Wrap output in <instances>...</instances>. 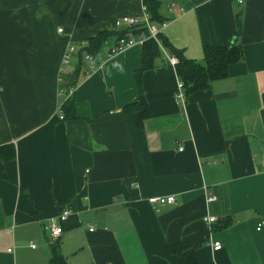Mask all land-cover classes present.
<instances>
[{"label":"crops","instance_id":"0c3cea01","mask_svg":"<svg viewBox=\"0 0 264 264\" xmlns=\"http://www.w3.org/2000/svg\"><path fill=\"white\" fill-rule=\"evenodd\" d=\"M164 2L162 32L185 57L242 48L226 77L182 100L163 52L141 71V44L108 56L114 36L76 75V54L60 70L69 42L127 28L117 21L140 18L141 0H0V148L14 152L0 150V264H48L51 243L66 264H178L175 242L199 264H264V0ZM72 85L79 117L60 118L58 90ZM134 102L150 113L140 124L124 111Z\"/></svg>","mask_w":264,"mask_h":264},{"label":"trees","instance_id":"16d2710c","mask_svg":"<svg viewBox=\"0 0 264 264\" xmlns=\"http://www.w3.org/2000/svg\"><path fill=\"white\" fill-rule=\"evenodd\" d=\"M141 1L144 11L148 15L151 23L160 25L165 21V19L159 14V0ZM190 1L191 4L195 5L204 0ZM127 26L128 27L125 29H118L116 31L97 30L91 36L87 37V45L79 48L76 53L75 57L77 58V63L74 67L73 74L76 75L79 71L83 54L88 53L92 57L96 56L100 47L109 37L114 36L116 42L123 36H136L139 33L148 35L147 27L142 22H139L134 26ZM157 41L149 38L141 44L140 70L143 71L152 68L154 66V60L161 55V47L166 49L168 53L177 58L175 70L178 78L183 81V86L185 88L184 94L207 89L210 82L226 77L229 74L230 66L242 59V48L235 42L227 45H204L202 47L203 63H200L194 59L185 57L181 50L170 45L163 32L157 34ZM73 95L74 94L64 100L60 105L62 118L79 117L77 112L78 106H76ZM132 110H137L138 112V124H140L143 119L148 118L150 114L148 107L144 106L142 103L134 102L124 107V111L126 112ZM8 149H12L9 157H13V147L8 145L0 148V150L6 151ZM228 222V220H224V222L222 221L221 223L225 225ZM48 247L51 254L48 259V264H66L63 257L58 252L56 243H51ZM168 251L170 254L177 257L178 264H199L196 257L195 247L183 246L180 242H175L168 245Z\"/></svg>","mask_w":264,"mask_h":264},{"label":"built area","instance_id":"2783aa9c","mask_svg":"<svg viewBox=\"0 0 264 264\" xmlns=\"http://www.w3.org/2000/svg\"><path fill=\"white\" fill-rule=\"evenodd\" d=\"M237 3L241 4L243 3V0H236ZM139 22H142L146 25L147 30H148V35H144V34H138L136 36H123L120 37L112 46L109 47L108 49V56L109 55H114L116 53H119L125 49H127L128 47L134 45V44H142L145 40L152 38L155 41H157V34L162 32V30L165 28L166 23L162 22L160 25H156L153 24L149 21V17L148 15L145 13V11L143 10V13L141 15L140 18H137L136 16H122L119 18V20L117 21V24L119 23H124L130 26H134L136 24H138ZM57 32L60 33L62 32V28H58ZM158 42V41H157ZM87 45V41H81V43L78 45L75 42L71 41L67 44L62 58H61V66H60V70L64 71L66 69V67L70 64V62L73 60L75 54L77 53V49L80 47H85ZM162 52L164 57L167 59L168 63L175 66V64L177 63V58L171 56L170 54H168L162 47ZM84 58L88 61L92 60V56L88 53L84 54ZM184 86H183V81L178 79L177 83H176V95L179 99H183L185 97L184 94V90H183ZM74 86H70L67 88H63V89H59L58 90V94L61 95L64 100H66L67 98L71 97L72 94L74 93ZM62 103V102H61ZM60 103V105H61ZM60 105L57 108V112L59 114V117L62 118V114H61V110H60ZM182 148L180 147L179 150H181ZM262 164L264 166V150L262 151ZM207 201H214L215 200V196L213 194L208 193L207 194ZM147 202L149 204H172L174 202V197L172 195H168V196H149L147 198ZM69 211L68 210H62L57 218L55 220H51V222L46 225L44 228L49 229L50 230V234L52 237H56L58 235L61 234L62 232V227L60 225L61 222H63L66 217L68 216ZM205 222H207L208 224H211L213 222H216V219L213 216H206L204 218ZM93 229V225L89 226V230ZM30 247H34V245L30 242L29 244ZM213 249H219L220 248V243L218 241L213 242L212 244Z\"/></svg>","mask_w":264,"mask_h":264},{"label":"clouds","instance_id":"9594fccd","mask_svg":"<svg viewBox=\"0 0 264 264\" xmlns=\"http://www.w3.org/2000/svg\"><path fill=\"white\" fill-rule=\"evenodd\" d=\"M112 68L117 69L121 73L124 71V67H123L122 63H120L119 61L113 63Z\"/></svg>","mask_w":264,"mask_h":264},{"label":"rangeland","instance_id":"374dc122","mask_svg":"<svg viewBox=\"0 0 264 264\" xmlns=\"http://www.w3.org/2000/svg\"><path fill=\"white\" fill-rule=\"evenodd\" d=\"M160 2H161V7H164L165 4L164 0H160Z\"/></svg>","mask_w":264,"mask_h":264}]
</instances>
